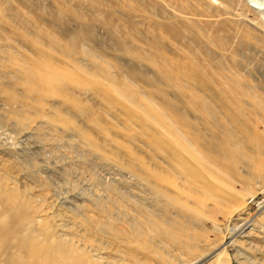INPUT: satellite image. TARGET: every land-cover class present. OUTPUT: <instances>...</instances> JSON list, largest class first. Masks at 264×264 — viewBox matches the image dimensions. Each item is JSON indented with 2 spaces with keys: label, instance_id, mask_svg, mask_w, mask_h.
Instances as JSON below:
<instances>
[{
  "label": "rangeland",
  "instance_id": "374dc122",
  "mask_svg": "<svg viewBox=\"0 0 264 264\" xmlns=\"http://www.w3.org/2000/svg\"><path fill=\"white\" fill-rule=\"evenodd\" d=\"M204 255L264 264V0H0V264Z\"/></svg>",
  "mask_w": 264,
  "mask_h": 264
},
{
  "label": "bare ground",
  "instance_id": "6f19581e",
  "mask_svg": "<svg viewBox=\"0 0 264 264\" xmlns=\"http://www.w3.org/2000/svg\"><path fill=\"white\" fill-rule=\"evenodd\" d=\"M240 229L238 230V235L237 237H249L248 234H245V229L247 228L244 224H242L240 227ZM245 241V245L246 246V241L247 240H244ZM244 254V253H243ZM208 255V254H207ZM239 256V255H238ZM207 259V256L204 255V257L202 258H199L195 261H192L191 263L189 264H203ZM241 262V261H240Z\"/></svg>",
  "mask_w": 264,
  "mask_h": 264
}]
</instances>
